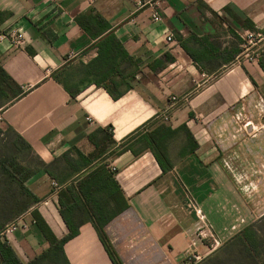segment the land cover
<instances>
[{"label":"crops","instance_id":"crops-1","mask_svg":"<svg viewBox=\"0 0 264 264\" xmlns=\"http://www.w3.org/2000/svg\"><path fill=\"white\" fill-rule=\"evenodd\" d=\"M91 10L130 57L119 69L131 88L121 86L117 100L87 86L99 39L76 19ZM15 28L24 43L0 39V68L25 94L0 99V136L15 140L11 129L25 145L0 151V237L23 263L48 243L34 225L9 236L5 227L37 211L66 236L59 192H77L102 165L127 202L104 226L122 264H182L190 255L201 264L264 222V71L257 49H245L263 37L264 0H0V36ZM64 84L81 92L72 97ZM162 123L177 132L166 172L142 139ZM110 134L105 148L91 141ZM75 220L69 264H113L91 214Z\"/></svg>","mask_w":264,"mask_h":264},{"label":"trees","instance_id":"trees-1","mask_svg":"<svg viewBox=\"0 0 264 264\" xmlns=\"http://www.w3.org/2000/svg\"><path fill=\"white\" fill-rule=\"evenodd\" d=\"M76 22L92 38L99 39L95 45L98 53L97 57L85 66V72L89 79L87 86L88 84H94L97 87H103L112 99L117 100L125 92L121 91V86H125L126 90L131 88V85L127 83L128 79L123 77L119 69L121 63L130 60L128 53L120 40L112 31H109V23L100 14L91 10L87 14L77 17ZM261 33L264 34V30ZM263 55L258 63L264 71ZM116 76H120V79L116 80ZM55 79L59 82L58 78L55 77ZM63 87L72 97H76L81 92L79 89L73 91L66 84H64ZM9 92H12L16 98H20L25 94L20 87L14 86L10 77L0 68V99H7ZM146 128L147 126H144L143 130H146ZM106 131H110L109 133H111L112 128L100 130V132L105 133ZM10 132L13 133L16 139L10 140L11 134L8 133L3 137L0 136V151L7 148H15L18 150L20 144L25 145V142L19 135H16L11 129ZM176 133V130H172L169 126L162 123L154 130L142 135V139L147 142L150 151L153 153L156 161L164 172L171 168V161L167 151L169 143L173 140ZM111 134L105 135L102 141L97 138V135L91 136V141L97 148L102 145L105 148L108 136H110L112 142ZM139 134H141V131H137L132 138L137 137ZM187 134L188 140L190 141L191 137L188 131ZM78 153L81 156L83 155L80 151H78ZM87 163L88 161H86V164ZM105 168L106 165H102L99 169H95L84 177L78 183L77 192L75 191L76 189H69L66 192L61 190L59 192L58 203L60 215L69 230L66 236L57 238L39 213L37 211L32 213V218L29 223L30 225H34L43 236L44 240L48 243V248L26 264H69L64 252V245L78 235L79 227L82 223L76 221L75 217L78 215L82 216V214H91V217L94 218L92 224L111 262L113 264H122L104 233V226L108 223V218L116 216L126 209L127 202L114 179L115 173L112 171L108 172ZM24 191L26 193L29 192L27 188H25ZM72 201L76 206L70 205ZM111 202L113 204V215L107 216ZM95 203L96 205L94 206ZM255 227L256 225L246 228L242 234L237 237L245 241L241 248L233 249L235 253L232 254V257H239L237 264H264V258H262L264 255L258 251V248L261 247L259 241L262 240L254 238V235L257 234ZM209 262L207 264H209ZM0 264H25L17 256L9 242L1 237Z\"/></svg>","mask_w":264,"mask_h":264},{"label":"rangeland","instance_id":"rangeland-1","mask_svg":"<svg viewBox=\"0 0 264 264\" xmlns=\"http://www.w3.org/2000/svg\"><path fill=\"white\" fill-rule=\"evenodd\" d=\"M262 35L263 37L258 36L256 37L255 40L250 39V42L246 44L247 47L245 48L247 51L246 53L248 54L251 53V51L257 49V52H255V54L256 55L259 54L260 56V57L256 56V58H258V61L264 54V34ZM12 94H13L12 92H9L7 98L9 99L11 97L10 95ZM255 231L257 234L254 235V238L262 240V241H259L261 247L258 248V251L262 253V255H264V222L256 224ZM244 243H245L244 240H240L239 238L236 237V239H234L231 243L224 246L218 253L210 257L208 260H204L201 264H207L209 261H210L209 264H237L239 257H232V254L235 253L233 249L241 248L244 245ZM245 254H246V251H245ZM262 258H264V256H262Z\"/></svg>","mask_w":264,"mask_h":264},{"label":"built area","instance_id":"built-area-1","mask_svg":"<svg viewBox=\"0 0 264 264\" xmlns=\"http://www.w3.org/2000/svg\"><path fill=\"white\" fill-rule=\"evenodd\" d=\"M154 20H158L159 16L157 14L153 15ZM10 39L11 42L14 44V46L21 47V45L24 43V32L21 29H12L5 35L0 36V39ZM168 42H173L171 37L167 38ZM259 56V55H257ZM260 57V56H259ZM170 101L172 104H177L179 99L177 97H170ZM114 170V169H113ZM27 215H21L15 219L12 223L8 224L3 234L5 236H9L13 233H15L18 230H27L30 226V223L26 221ZM200 262V257L198 255H190L187 256L182 264H198Z\"/></svg>","mask_w":264,"mask_h":264}]
</instances>
